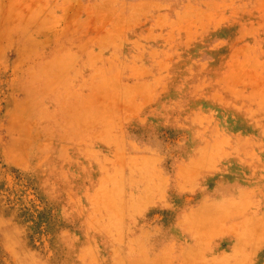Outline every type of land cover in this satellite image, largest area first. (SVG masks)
Wrapping results in <instances>:
<instances>
[{"label":"rangeland","instance_id":"374dc122","mask_svg":"<svg viewBox=\"0 0 264 264\" xmlns=\"http://www.w3.org/2000/svg\"><path fill=\"white\" fill-rule=\"evenodd\" d=\"M0 264H264V0H0Z\"/></svg>","mask_w":264,"mask_h":264}]
</instances>
